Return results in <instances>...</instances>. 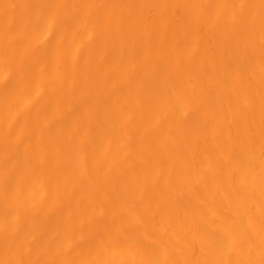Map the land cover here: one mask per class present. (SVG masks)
I'll return each instance as SVG.
<instances>
[{
	"label": "bare ground",
	"instance_id": "bare-ground-1",
	"mask_svg": "<svg viewBox=\"0 0 264 264\" xmlns=\"http://www.w3.org/2000/svg\"><path fill=\"white\" fill-rule=\"evenodd\" d=\"M0 264H264V0H0Z\"/></svg>",
	"mask_w": 264,
	"mask_h": 264
}]
</instances>
